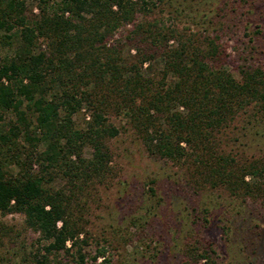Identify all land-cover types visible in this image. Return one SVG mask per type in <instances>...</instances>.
Here are the masks:
<instances>
[{
	"label": "trees",
	"instance_id": "1",
	"mask_svg": "<svg viewBox=\"0 0 264 264\" xmlns=\"http://www.w3.org/2000/svg\"><path fill=\"white\" fill-rule=\"evenodd\" d=\"M156 4L38 0L27 12L26 0H0V43L10 44L18 29V44L0 58V212H22L39 232L36 264H110L102 250H82V224L71 218L88 182L111 173L108 140L119 128L107 121L109 107L127 114L145 143L185 166L189 178L264 196V159L240 163L220 137L239 110L264 106V72L244 69L237 78L219 63L216 36L144 19ZM127 25L125 38L116 37ZM126 43L134 53L124 54ZM159 56L160 77L145 75L144 62ZM84 103L90 118L78 127L73 114ZM9 112L13 119L4 122ZM57 176L67 183L56 187ZM61 250L67 256L58 259ZM211 252L188 243L183 264H215Z\"/></svg>",
	"mask_w": 264,
	"mask_h": 264
},
{
	"label": "rangeland",
	"instance_id": "2",
	"mask_svg": "<svg viewBox=\"0 0 264 264\" xmlns=\"http://www.w3.org/2000/svg\"><path fill=\"white\" fill-rule=\"evenodd\" d=\"M37 2L26 0L27 12H36ZM143 18L161 19L186 33L216 36L219 63L237 78L244 69L264 72V0H157ZM129 27L117 31L116 37L124 39ZM17 31L10 32V44L0 43V58L18 44ZM123 52L135 49L126 43ZM162 65L159 56L144 62L142 72L158 78ZM105 116L119 128L108 140L111 173L101 181H89L73 202L71 218L82 224L80 237L85 238L82 250L94 254L100 249L110 264H183L185 245L193 243L211 248L215 264H264L263 195H232L221 184L195 181L185 166L155 153L123 111L109 107ZM89 118L85 103L73 114L78 127ZM10 119L11 112L4 122ZM220 137L240 163L262 161L264 106L251 103L239 110ZM90 151L84 146L83 155ZM32 162L36 169L35 154ZM65 179L57 176L54 185L66 184ZM39 241V232L26 224L22 212H0V264H36L32 252L40 247ZM56 256L67 254L61 250ZM84 264H92L90 258Z\"/></svg>",
	"mask_w": 264,
	"mask_h": 264
}]
</instances>
